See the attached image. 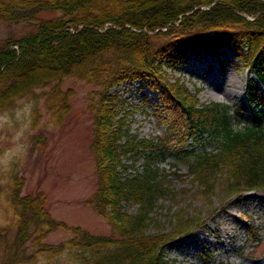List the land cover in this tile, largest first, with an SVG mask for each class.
Listing matches in <instances>:
<instances>
[{"label": "trees", "instance_id": "obj_1", "mask_svg": "<svg viewBox=\"0 0 264 264\" xmlns=\"http://www.w3.org/2000/svg\"><path fill=\"white\" fill-rule=\"evenodd\" d=\"M45 10L61 14L0 48V113L20 98L51 94L62 103L59 109L48 108L62 112L69 98L61 94L66 77L97 86L88 100L94 112L98 189L84 203L108 220L113 232L95 235L56 219L45 192L22 193L26 177L12 165L7 183L0 181V264H164L163 243L204 222L186 220L166 236L160 220L149 215L158 197L170 193L167 170L159 162L171 153L191 156L195 180L208 182L227 172L235 193H264V0H0V21H30ZM107 23L111 26L105 27ZM224 47L253 73L247 79L246 100L234 110L226 103H201L199 89L193 94L182 77H168L167 72L180 71L201 52L220 56ZM137 79L160 89L168 105L164 110L172 114L159 121H171L165 135L128 138L125 117L115 121L120 112L113 89ZM47 87L52 90L33 95ZM235 121L246 125L237 128ZM183 128L190 133H182ZM190 135L216 147L186 149ZM135 155L145 157L141 172L122 177L135 167L124 159ZM171 164L177 177L178 164ZM124 201L139 202L148 211L129 215L123 211ZM56 230L71 236L48 243ZM250 232L249 242L258 244L261 235L253 222Z\"/></svg>", "mask_w": 264, "mask_h": 264}, {"label": "rangeland", "instance_id": "obj_2", "mask_svg": "<svg viewBox=\"0 0 264 264\" xmlns=\"http://www.w3.org/2000/svg\"><path fill=\"white\" fill-rule=\"evenodd\" d=\"M60 14L45 10L30 21H0V48L6 46L7 40L35 31L42 20ZM109 26V23L105 25ZM68 29L74 32L75 26ZM223 51L220 56L201 52L181 65L180 71L168 69V77L171 74L182 77L193 94L199 89L196 94L201 103H226L234 110L240 101L246 100L247 79L253 73L227 47ZM96 89V85L77 77H66L61 94L69 98L67 105L64 99L62 112H52L48 108L52 105L59 109L62 103L58 96L51 94L36 100L30 96L20 98L11 109L0 113V181L3 185L7 183L5 178L15 165L26 177L22 193L45 192L47 208L56 219L81 226L95 235L111 236L112 224L92 205L84 203L98 189L97 158L92 150L94 112L88 100ZM50 90L51 87L39 88L33 95ZM112 92L117 95L115 110L120 112L115 121L125 117L128 138L133 134L137 140L165 135L171 121H159L171 118L172 114L164 110L168 105L162 100L160 89L137 79L121 83ZM64 110L66 114L62 120ZM234 125L242 128L246 124L235 121ZM186 130L183 128L181 132ZM195 139L190 135L185 148L211 150L216 147L213 142ZM190 158L189 155L171 153L166 161L159 162L160 167L167 170L166 184L170 193L158 197L157 206L149 215L160 220L163 235L168 236L173 227H181L180 223L186 220L202 218L204 221L186 241L172 245H169L171 240L163 243L164 264H264L263 191L235 193L236 188L232 184L228 186L227 172L213 175L208 182L195 180L190 172ZM124 162L135 165L130 174L122 175L127 178L134 173L133 170L141 172L145 157L135 155L132 160L128 158ZM174 162L178 164L180 176L177 177L173 174L176 168L171 163ZM122 207L129 215L148 211L135 201H124ZM179 216L184 220L178 222ZM250 222L256 225L261 235L260 242L255 245L249 242ZM70 236L69 231L56 230L46 241L58 243Z\"/></svg>", "mask_w": 264, "mask_h": 264}, {"label": "bare ground", "instance_id": "obj_3", "mask_svg": "<svg viewBox=\"0 0 264 264\" xmlns=\"http://www.w3.org/2000/svg\"><path fill=\"white\" fill-rule=\"evenodd\" d=\"M130 172H131V170L128 171V174H130ZM133 172H134V170H133ZM199 228L200 227L195 228L194 230L182 233L178 237L173 238V240L169 242V245L175 244V243L180 242V241L181 242L186 241L189 237H191L194 233H196V230L199 229Z\"/></svg>", "mask_w": 264, "mask_h": 264}]
</instances>
